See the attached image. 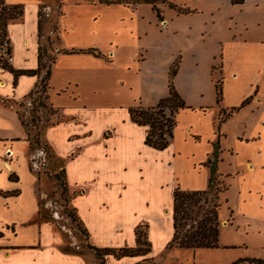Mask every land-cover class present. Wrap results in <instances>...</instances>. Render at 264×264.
<instances>
[{"label":"crops","instance_id":"obj_1","mask_svg":"<svg viewBox=\"0 0 264 264\" xmlns=\"http://www.w3.org/2000/svg\"><path fill=\"white\" fill-rule=\"evenodd\" d=\"M3 1L22 4L20 18L9 19L5 25L9 63L13 68H35L40 44L36 34L39 0ZM142 3L147 2L61 0L56 22L61 29L60 38H56L52 47L56 52L50 65L46 88L47 100L64 117L44 130V137L50 146L49 157L60 163L64 185L70 193L68 201L86 233V240L93 246H133L134 227L146 224V239L150 243L147 253L119 257L108 253L104 255V264H136L143 257H155L156 252L164 248L172 231V188L176 184L182 189L204 188L207 184L208 167L202 161L212 150L215 140L219 148L218 132L211 139L206 135L204 141L198 134H190L193 142H187L189 152L185 156L175 151L172 140L164 148L155 149L143 142L145 127L129 119V105L123 108V113L111 117L109 113L103 115L105 108L93 100L92 96L100 90L103 60L111 61L117 48L116 32L104 27L101 20L118 6L129 8L128 15L132 18L131 14ZM159 3L167 5L164 1ZM147 4L151 9L150 4ZM235 5L249 15L240 21L243 33L250 26L260 28L264 25V0H242ZM171 9L173 12L170 16L161 15L162 18L157 19L160 28L170 25L177 14L187 13ZM49 10L50 7L47 6V16ZM251 10L258 11L260 16H252ZM153 13L155 15L154 11ZM103 33L106 34L107 47L102 50L99 46ZM63 34H66V43L62 40ZM56 35L58 37L57 26ZM260 37L259 41L264 39V36ZM85 47H94L100 54L89 51H58L60 48ZM263 50L260 46L252 48L254 52ZM142 60L143 57L140 60L131 59V70L140 69L138 66ZM39 75L18 74L13 82L12 73L0 67V190L18 188L15 195L0 194V264H87L84 255L60 247L63 242L62 232L52 220H35L39 181L28 165V140L12 104L2 102V98L17 100L34 90ZM64 85L66 93L59 90ZM166 92L167 78L164 93L159 92L153 102L146 105L154 104ZM137 99L140 100L139 97ZM133 102L136 104L135 100ZM197 109L201 112L197 113V119L211 130V122L204 114L207 111H204L202 105ZM218 126L219 123L217 128ZM190 129L191 126L186 131L189 133ZM237 137L242 139V136ZM20 142L26 147H19ZM194 149L197 151L192 152ZM252 165L247 159L242 167L247 170ZM10 172L17 175L16 181L8 179ZM254 195L248 199L245 196L244 201L256 199V213L259 217H264L261 196L258 191ZM228 211L232 213V210ZM226 222L227 220H221L219 223ZM153 230L159 234L155 243L151 236ZM222 242H219L218 226L219 246L235 245Z\"/></svg>","mask_w":264,"mask_h":264},{"label":"rangeland","instance_id":"obj_2","mask_svg":"<svg viewBox=\"0 0 264 264\" xmlns=\"http://www.w3.org/2000/svg\"><path fill=\"white\" fill-rule=\"evenodd\" d=\"M59 1L39 0L42 63H47L44 53L48 55L43 48H52L56 42V26L60 38L61 29L56 23L60 13ZM164 2L186 6L191 10L177 14L170 25L161 28L147 3L136 8V12L131 14L132 18L128 15L129 8L120 6L106 17L103 16L101 22L104 27L116 32L117 48L111 61L103 60L100 90L92 97L105 108L102 114L109 113L111 117L123 113V108L134 104V100L143 106L151 104L159 92L164 93L168 67L177 57V69L172 82L192 109L182 108L175 113L170 140L175 151L185 156L189 152L187 142H193L190 134H198L204 141L206 135L211 139L219 132L217 182L223 183L225 188L218 193V219L219 222L227 220L226 224L219 223V242L235 245L225 247L221 244L217 248L193 250L182 247L161 248L152 260L141 259L136 264H150L152 261L164 264H230L238 257L264 260V217L256 213V199L247 200L258 191L264 204V50L260 53L252 51L255 46L264 49V39L259 41L262 38L260 36H264V25L263 28L250 26L243 33L240 21L249 15L228 0ZM156 5L163 16H170L173 12L167 5H160L159 1ZM47 6L50 7L48 16ZM61 10H64L63 7ZM250 14L260 16L256 10H251ZM105 33L99 46L102 50L107 47ZM62 37L66 43V34ZM1 38L5 39L6 34ZM141 57L140 69L131 70V59L140 60ZM219 76L222 98L216 103L213 84ZM59 90L66 93V85ZM38 96H42L39 91H32L25 98L9 99L26 123L32 142V147L28 148V165L39 181L38 208L34 218L36 221L52 220L62 232V249L84 255L87 264H104L102 257L95 254L86 240V233L68 201L70 193L66 188L63 189L65 186L60 163L54 162L48 155L50 146L44 137V130L58 118L62 120L64 117L58 109L51 111L47 108L48 100L44 101L45 105H39ZM247 96L248 101L220 121L217 128V111L219 113L221 110L227 111L231 106H238L241 99ZM199 105L207 111L204 114L211 122V130L197 119V113H201L197 109ZM189 126L191 129L188 133L186 128ZM237 136H242V139ZM18 146L26 147L22 142ZM247 159L253 165L246 170L242 166ZM245 196L247 199L244 201ZM229 209L232 213H229ZM246 224L249 226L246 227ZM158 235L157 231L151 235L154 243L159 239ZM234 264L264 262L244 260Z\"/></svg>","mask_w":264,"mask_h":264},{"label":"trees","instance_id":"obj_3","mask_svg":"<svg viewBox=\"0 0 264 264\" xmlns=\"http://www.w3.org/2000/svg\"><path fill=\"white\" fill-rule=\"evenodd\" d=\"M88 1H98L103 3H133V2H147L150 4L151 9L155 12L157 19H161L160 11L156 5L158 1L164 0H88ZM61 0L59 1V3ZM231 4L241 3L242 0H229ZM166 4L173 8L176 12L183 13L188 12L191 9L186 6H181L171 2H166ZM22 13V4L21 3H5L3 0H0V43L2 42L1 36L6 34L5 25L9 19L20 18ZM41 13L38 8L37 10V30L36 34L38 39L40 38V19ZM56 38L57 35H56ZM7 40V37L5 38ZM8 41V40H7ZM40 43V42H39ZM9 49V47H8ZM41 48L38 44L37 49V66L35 68H13L9 61H6L0 55V67L9 70L12 73V80L15 81V78L18 74H40L39 80L36 85V88L32 91H39L42 96H38V104L43 106L45 105V100H47L46 88L48 86V77L50 72V65L54 59L56 50L52 48L43 50L48 53H44V57L47 58V63L41 61ZM58 51L61 52H73V51H89L93 54L99 55L100 51L94 47H85V48H60ZM177 68V57L172 60V64L168 67L167 71V92L162 97L158 98L153 105L143 106L139 103L129 105L127 107L128 117L131 121L136 124L143 125L145 127V133L143 137V142L155 149H162L168 143L172 136V128L175 125V113L182 108H188L190 105L186 104L184 99L175 89L172 77L175 74ZM214 93H215V102L218 103L222 98L221 91V77L215 79L214 81ZM32 91L24 94L22 98L28 96ZM248 96L243 98L238 106L230 107L227 111L221 110L217 116V123L223 121L230 113L236 110L239 106H242L248 101ZM21 99V98H20ZM4 104H12L9 102V99L2 98ZM16 102V101H13ZM47 108L51 111L57 110V107H54L49 101ZM17 117L22 124L25 133L26 139L28 140L29 148L32 147V142L29 138V131L26 127V123L21 118L17 109H15ZM61 117V116H60ZM56 120L55 122L59 121ZM54 122V123H55ZM37 144V143H36ZM218 142L215 140L212 143V150L206 155L205 159L202 161L204 165L208 167V177L207 184L202 189H182L177 184L172 188L171 192V205H170V214H171V226L172 231L169 239L164 244V249L170 247H182L188 249L194 248H214L218 247V209L220 206V201L218 200V193L221 192L225 186L221 182H217L218 172L216 167V162L218 159ZM50 155V152L48 153ZM60 170L62 168L60 167ZM8 179L17 180V175L13 172L8 174ZM64 184V183H63ZM219 184V185H218ZM221 186L219 188L218 186ZM65 186V185H64ZM65 189V187H63ZM18 192V188H13L11 190H0L1 195H15ZM73 209V208H72ZM77 218V216L75 215ZM78 220V218H77ZM79 221V220H78ZM146 224H137L134 227L135 234V245L127 246H93L94 252L97 256L102 257L103 260L105 254H112L114 257H119L122 255H134V254H145L150 249V243L146 239L145 232ZM84 231V229L82 228ZM141 245H144L142 247ZM152 260V257H143L142 260ZM256 261L264 262V260L253 258V257H238L230 262L234 264L238 261ZM150 264H164L152 261ZM181 264V263H176Z\"/></svg>","mask_w":264,"mask_h":264},{"label":"built area","instance_id":"obj_4","mask_svg":"<svg viewBox=\"0 0 264 264\" xmlns=\"http://www.w3.org/2000/svg\"><path fill=\"white\" fill-rule=\"evenodd\" d=\"M8 41L6 39H3L0 43V55L4 56L8 61L10 60V54L8 49ZM40 153L44 156L43 151L40 150Z\"/></svg>","mask_w":264,"mask_h":264}]
</instances>
